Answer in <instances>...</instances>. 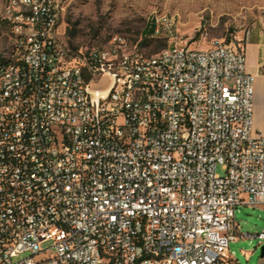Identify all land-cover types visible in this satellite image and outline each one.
<instances>
[{"label": "built area", "instance_id": "2783aa9c", "mask_svg": "<svg viewBox=\"0 0 264 264\" xmlns=\"http://www.w3.org/2000/svg\"><path fill=\"white\" fill-rule=\"evenodd\" d=\"M66 8L48 0L26 14L6 0L1 10L13 21L2 36L20 48L11 78L0 67V264L234 259L236 210L264 209V132L244 46L191 47L169 20L156 59L116 34L113 48L73 46L60 31ZM16 13L32 17L27 32Z\"/></svg>", "mask_w": 264, "mask_h": 264}, {"label": "rangeland", "instance_id": "374dc122", "mask_svg": "<svg viewBox=\"0 0 264 264\" xmlns=\"http://www.w3.org/2000/svg\"><path fill=\"white\" fill-rule=\"evenodd\" d=\"M5 4L6 0H0V14ZM160 16L167 17L158 18L160 31L147 34L146 28L155 26V19ZM168 20L174 33L189 39L191 47H206L214 41L244 46L251 28L264 24V0H69L60 31L73 46L88 43L103 46L113 35L124 34L132 43L141 41L142 53L151 56L169 44V27L165 25ZM3 21L0 47H6L7 42L2 30L9 29ZM217 172L225 173L221 165L217 166ZM235 220L237 239L230 243L234 259L226 264H264L261 256L264 239L257 236L264 232L263 207L241 205Z\"/></svg>", "mask_w": 264, "mask_h": 264}, {"label": "bare ground", "instance_id": "6f19581e", "mask_svg": "<svg viewBox=\"0 0 264 264\" xmlns=\"http://www.w3.org/2000/svg\"><path fill=\"white\" fill-rule=\"evenodd\" d=\"M61 2L62 0H51V5H58ZM13 4L15 5V9H17L20 12H26V14H35L36 9H39V11L48 10V0H13ZM2 20L6 21L5 18H2ZM6 22L9 26V29L7 30L13 29V21H6ZM160 23H161L160 20H158L157 32L160 31ZM165 25L169 27L168 24ZM15 26H18V32H27L28 26H32V17H25V13H16ZM116 36L122 38L124 45L134 44L130 42L124 34H116ZM169 39H170V29L168 28V42ZM6 47H7V53H0V67L6 66V69H2L1 71V78L12 77V71L15 70V63H8L9 55H14V49L20 48V41H11V44H9V39H7ZM167 47L168 45L154 55L151 56L147 55L148 59H156V57L161 56V54L165 53ZM106 48H113V41H108L106 43ZM105 58H114V49H105ZM81 94L82 97L91 96V88L89 84L81 85Z\"/></svg>", "mask_w": 264, "mask_h": 264}, {"label": "crops", "instance_id": "0c3cea01", "mask_svg": "<svg viewBox=\"0 0 264 264\" xmlns=\"http://www.w3.org/2000/svg\"><path fill=\"white\" fill-rule=\"evenodd\" d=\"M248 70L255 75L254 126L264 132V24H255L245 41Z\"/></svg>", "mask_w": 264, "mask_h": 264}, {"label": "trees", "instance_id": "16d2710c", "mask_svg": "<svg viewBox=\"0 0 264 264\" xmlns=\"http://www.w3.org/2000/svg\"><path fill=\"white\" fill-rule=\"evenodd\" d=\"M2 21V20H1ZM0 21V22H1ZM4 22V21H3ZM6 23V22H5ZM2 24V23H1ZM146 32L147 34H152L154 32V25H151L149 28H146ZM146 38H148V36L146 35Z\"/></svg>", "mask_w": 264, "mask_h": 264}, {"label": "water", "instance_id": "95a60500", "mask_svg": "<svg viewBox=\"0 0 264 264\" xmlns=\"http://www.w3.org/2000/svg\"><path fill=\"white\" fill-rule=\"evenodd\" d=\"M261 256L264 257V245L261 248Z\"/></svg>", "mask_w": 264, "mask_h": 264}]
</instances>
